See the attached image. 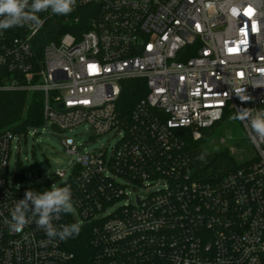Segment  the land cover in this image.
I'll return each mask as SVG.
<instances>
[{"label":"built area","instance_id":"1","mask_svg":"<svg viewBox=\"0 0 264 264\" xmlns=\"http://www.w3.org/2000/svg\"><path fill=\"white\" fill-rule=\"evenodd\" d=\"M83 10L87 28L78 24ZM39 15L38 29L0 32V91L41 92L42 127L63 130L53 132L85 124L117 139L80 151L62 137L70 171L25 185L14 142L38 127L0 133V264H73L31 213L21 232L4 222L42 183L71 186L70 215L91 227L92 264H264V141L240 121L255 159L201 181L177 133L200 139L226 111L264 109V0H76L68 15ZM54 19L71 30L39 55ZM133 78L148 92L125 121L117 100Z\"/></svg>","mask_w":264,"mask_h":264},{"label":"trees","instance_id":"2","mask_svg":"<svg viewBox=\"0 0 264 264\" xmlns=\"http://www.w3.org/2000/svg\"><path fill=\"white\" fill-rule=\"evenodd\" d=\"M83 10L79 26L88 27V17ZM42 32L40 43L37 45V53L42 54L44 44L51 40H57L61 34L71 30L70 24L61 19L49 22ZM148 92L146 81L142 78L126 79L121 82V91L117 100V108L125 121H129L135 105L145 97ZM223 117L205 130V134L212 132L224 119ZM43 97L41 92L27 91H0V133L11 130L16 133L26 132L30 127L42 126ZM241 123V122H240ZM177 133L184 142V149L190 155L194 176L201 181H215L225 176L230 170H234L248 162L238 161L227 147L215 151H208L200 145V139H193L187 128H178ZM204 134V135H205ZM204 154L205 159L198 157ZM40 191L50 189L49 183L39 185ZM65 223H76L74 217L65 214ZM90 225H81V231L75 238L64 241L65 246L74 254L73 264H92L93 246L91 243Z\"/></svg>","mask_w":264,"mask_h":264},{"label":"clouds","instance_id":"3","mask_svg":"<svg viewBox=\"0 0 264 264\" xmlns=\"http://www.w3.org/2000/svg\"><path fill=\"white\" fill-rule=\"evenodd\" d=\"M75 4L76 0H0V32L25 25L38 29L43 23L39 13L50 10L55 15H68L74 10ZM243 93V89L236 90L242 101H248L250 97ZM231 119L247 123L254 137L264 141V109L253 111L241 108ZM198 159L204 160V154ZM75 210L71 186L58 187L53 183L50 189L42 192L26 191L24 198L17 201L10 220L6 218L4 222L10 230L21 232L28 224V214L31 213L36 217V225L47 237L67 241L79 235L80 223L64 224L57 229L53 221L65 214H75Z\"/></svg>","mask_w":264,"mask_h":264},{"label":"rangeland","instance_id":"4","mask_svg":"<svg viewBox=\"0 0 264 264\" xmlns=\"http://www.w3.org/2000/svg\"><path fill=\"white\" fill-rule=\"evenodd\" d=\"M234 114L233 111L228 112L212 132L204 135L200 145L208 151L227 147L238 161L250 162L255 159L256 151L240 121L231 119ZM36 130V135L28 134L26 138L14 142L13 151L20 158L27 177L25 185L37 184L45 178H51L58 170H65L66 173L70 171L72 155L67 153L62 137H73L80 151L103 146L110 149L117 139L110 134L94 135L85 124L68 129L64 134L42 126Z\"/></svg>","mask_w":264,"mask_h":264},{"label":"water","instance_id":"5","mask_svg":"<svg viewBox=\"0 0 264 264\" xmlns=\"http://www.w3.org/2000/svg\"><path fill=\"white\" fill-rule=\"evenodd\" d=\"M52 130L58 132V133H62L63 130L59 129L56 125H52Z\"/></svg>","mask_w":264,"mask_h":264},{"label":"snow or ice","instance_id":"6","mask_svg":"<svg viewBox=\"0 0 264 264\" xmlns=\"http://www.w3.org/2000/svg\"><path fill=\"white\" fill-rule=\"evenodd\" d=\"M255 27V25H253V28Z\"/></svg>","mask_w":264,"mask_h":264}]
</instances>
